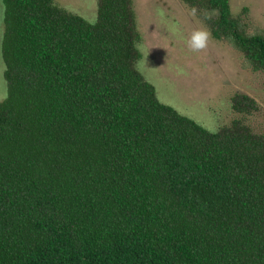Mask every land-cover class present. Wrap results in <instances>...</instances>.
Instances as JSON below:
<instances>
[{
	"label": "trees",
	"instance_id": "trees-1",
	"mask_svg": "<svg viewBox=\"0 0 264 264\" xmlns=\"http://www.w3.org/2000/svg\"><path fill=\"white\" fill-rule=\"evenodd\" d=\"M181 1L264 74V35L229 0ZM1 2L0 264H264L254 98L234 93L240 117L214 132L161 103L133 0H97L94 23Z\"/></svg>",
	"mask_w": 264,
	"mask_h": 264
},
{
	"label": "rangeland",
	"instance_id": "rangeland-1",
	"mask_svg": "<svg viewBox=\"0 0 264 264\" xmlns=\"http://www.w3.org/2000/svg\"><path fill=\"white\" fill-rule=\"evenodd\" d=\"M54 1L87 22H95L97 0ZM133 4L142 37L136 68L154 87L161 103L214 132L240 117L232 111L230 97L244 93L261 107L244 119L255 131L264 133L263 73L254 71L228 42L217 41L211 35L204 49L192 51L191 33L207 28L181 0H133ZM229 5L234 16H242L249 33L264 35V0H229ZM243 9L247 10L244 15ZM3 15L0 0V48ZM3 68L0 50V100L6 87Z\"/></svg>",
	"mask_w": 264,
	"mask_h": 264
},
{
	"label": "clouds",
	"instance_id": "clouds-1",
	"mask_svg": "<svg viewBox=\"0 0 264 264\" xmlns=\"http://www.w3.org/2000/svg\"><path fill=\"white\" fill-rule=\"evenodd\" d=\"M193 14L196 13V9H192ZM215 15V9L204 10L203 16L205 19H211ZM210 32L205 28L196 29L191 33L189 38V46L192 51H199L207 46L210 38Z\"/></svg>",
	"mask_w": 264,
	"mask_h": 264
}]
</instances>
